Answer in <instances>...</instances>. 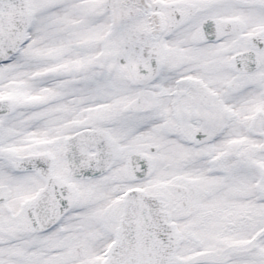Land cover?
I'll list each match as a JSON object with an SVG mask.
<instances>
[{"label":"snow or ice","instance_id":"snow-or-ice-1","mask_svg":"<svg viewBox=\"0 0 264 264\" xmlns=\"http://www.w3.org/2000/svg\"><path fill=\"white\" fill-rule=\"evenodd\" d=\"M0 264H264V0H0Z\"/></svg>","mask_w":264,"mask_h":264}]
</instances>
